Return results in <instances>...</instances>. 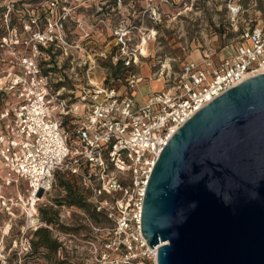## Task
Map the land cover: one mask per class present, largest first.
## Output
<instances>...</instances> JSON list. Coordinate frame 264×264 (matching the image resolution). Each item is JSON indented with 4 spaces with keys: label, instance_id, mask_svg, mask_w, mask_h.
Wrapping results in <instances>:
<instances>
[{
    "label": "built area",
    "instance_id": "2783aa9c",
    "mask_svg": "<svg viewBox=\"0 0 264 264\" xmlns=\"http://www.w3.org/2000/svg\"><path fill=\"white\" fill-rule=\"evenodd\" d=\"M239 1L227 4L236 29L243 9ZM7 30L0 46L13 54L0 55V190L22 183L29 198L44 196L57 173H70L86 191L91 209L112 224L105 247L120 256L118 264L148 259L156 264V247L147 244L140 228L151 170L170 137L194 113L264 73V21L246 24L218 63L208 54L200 62L182 63L173 86L148 93L141 103L130 90L142 78H125L127 91L121 92L92 81L89 70L83 82L62 93L65 87H57L38 59L39 44L57 39L36 31L31 44L17 38L14 26ZM23 42L29 52L15 54ZM0 200L6 203L1 194ZM32 219L29 214L27 220Z\"/></svg>",
    "mask_w": 264,
    "mask_h": 264
},
{
    "label": "rangeland",
    "instance_id": "374dc122",
    "mask_svg": "<svg viewBox=\"0 0 264 264\" xmlns=\"http://www.w3.org/2000/svg\"><path fill=\"white\" fill-rule=\"evenodd\" d=\"M34 1L0 0V41L11 26L18 39L31 44L36 31L49 39L52 34L57 41L39 44L43 50L39 48L38 59L57 87H65L62 93L83 82L89 70L92 81L121 92L127 91L125 78H142L130 90L140 101L147 93L173 86L187 60L200 62L208 54L218 63L246 24L264 21V0L239 1L243 9L235 21L237 29L227 9L236 0ZM25 46L23 42L15 54L28 53ZM12 54L0 46V55ZM60 176L49 193L35 197L34 213L25 184L0 190L6 202L0 200V264L120 262V256L105 247L112 224L87 204L68 205L60 180L72 186L75 179ZM29 214L35 223L27 220ZM39 228L45 230L47 245L34 252L32 241ZM111 258L118 262L111 263Z\"/></svg>",
    "mask_w": 264,
    "mask_h": 264
},
{
    "label": "water",
    "instance_id": "95a60500",
    "mask_svg": "<svg viewBox=\"0 0 264 264\" xmlns=\"http://www.w3.org/2000/svg\"><path fill=\"white\" fill-rule=\"evenodd\" d=\"M140 228L156 264H264V73L170 137L147 180Z\"/></svg>",
    "mask_w": 264,
    "mask_h": 264
},
{
    "label": "trees",
    "instance_id": "16d2710c",
    "mask_svg": "<svg viewBox=\"0 0 264 264\" xmlns=\"http://www.w3.org/2000/svg\"><path fill=\"white\" fill-rule=\"evenodd\" d=\"M39 0H35L34 2H37ZM43 50V48H42ZM121 63V62H120ZM66 175L70 178L75 179V184L70 186L66 181H63V179L60 180V183L64 188L66 189V196H65V202L68 205H77V206H85L86 204L89 205L87 201V193L86 191L81 187L77 177L74 175H71L70 173H57L56 178L61 177L60 175ZM45 230L43 228L37 229L34 234L36 236V240L32 241V246L34 252L41 246L47 245V241L45 240L43 233ZM63 263V262H60ZM58 264V263H55ZM66 264H71V263H66Z\"/></svg>",
    "mask_w": 264,
    "mask_h": 264
},
{
    "label": "bare ground",
    "instance_id": "6f19581e",
    "mask_svg": "<svg viewBox=\"0 0 264 264\" xmlns=\"http://www.w3.org/2000/svg\"><path fill=\"white\" fill-rule=\"evenodd\" d=\"M35 201H36L35 200V197H33L32 202L29 204V206H30L29 211L32 212V213L36 212V209H35ZM31 222H34V219H32Z\"/></svg>",
    "mask_w": 264,
    "mask_h": 264
},
{
    "label": "crops",
    "instance_id": "0c3cea01",
    "mask_svg": "<svg viewBox=\"0 0 264 264\" xmlns=\"http://www.w3.org/2000/svg\"><path fill=\"white\" fill-rule=\"evenodd\" d=\"M147 94H148V93H147ZM135 98H136V97H135ZM136 100H137L139 103L143 102V101L138 100L137 98H136Z\"/></svg>",
    "mask_w": 264,
    "mask_h": 264
}]
</instances>
